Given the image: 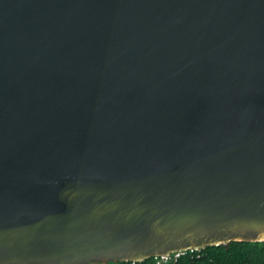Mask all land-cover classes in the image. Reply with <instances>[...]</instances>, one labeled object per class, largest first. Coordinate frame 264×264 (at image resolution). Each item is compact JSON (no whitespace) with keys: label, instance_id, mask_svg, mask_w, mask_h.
Returning a JSON list of instances; mask_svg holds the SVG:
<instances>
[{"label":"water","instance_id":"95a60500","mask_svg":"<svg viewBox=\"0 0 264 264\" xmlns=\"http://www.w3.org/2000/svg\"><path fill=\"white\" fill-rule=\"evenodd\" d=\"M264 240V0H0V264Z\"/></svg>","mask_w":264,"mask_h":264},{"label":"trees","instance_id":"16d2710c","mask_svg":"<svg viewBox=\"0 0 264 264\" xmlns=\"http://www.w3.org/2000/svg\"><path fill=\"white\" fill-rule=\"evenodd\" d=\"M156 261L157 257L153 256L142 261L123 260L108 264H156ZM167 264H264V240H232L200 250H188Z\"/></svg>","mask_w":264,"mask_h":264},{"label":"built area","instance_id":"2783aa9c","mask_svg":"<svg viewBox=\"0 0 264 264\" xmlns=\"http://www.w3.org/2000/svg\"><path fill=\"white\" fill-rule=\"evenodd\" d=\"M189 250H200V249H189ZM188 250H179V251H175L170 255H160L157 256V261L156 264H167L173 257H178L181 254L186 253Z\"/></svg>","mask_w":264,"mask_h":264}]
</instances>
